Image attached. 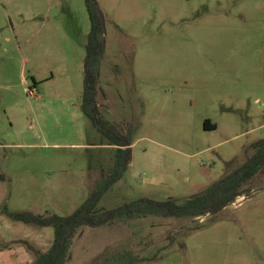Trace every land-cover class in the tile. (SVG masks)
<instances>
[{"label":"rangeland","instance_id":"obj_1","mask_svg":"<svg viewBox=\"0 0 264 264\" xmlns=\"http://www.w3.org/2000/svg\"><path fill=\"white\" fill-rule=\"evenodd\" d=\"M95 2L99 115L132 140L94 212L182 199L242 165L264 140V0ZM89 30L85 0H0L1 209L67 216L113 166L115 146L81 110ZM243 187L195 218L80 226L64 264H264V165ZM52 240L50 226L0 215V249H26L25 264Z\"/></svg>","mask_w":264,"mask_h":264},{"label":"trees","instance_id":"obj_2","mask_svg":"<svg viewBox=\"0 0 264 264\" xmlns=\"http://www.w3.org/2000/svg\"><path fill=\"white\" fill-rule=\"evenodd\" d=\"M90 30L85 44L87 76L82 91L81 110L88 116L97 130L108 138L115 146L113 166L99 180L91 194L69 215H41L28 210L10 211L6 207L1 211L8 217L38 226L53 228V240L45 251L38 252L33 264H64L68 256L70 238L80 226L95 227L111 222L133 217L157 215L162 217H199L212 212L222 205L233 203L239 196L249 192L243 187L255 176L264 165V140L253 144V153L245 162L212 182L203 191L194 193L182 199L166 198L162 200L149 197H139L120 206L94 212L102 195L123 175L131 159V127L120 132L114 124L99 115L97 102V77L99 65L105 49V37L100 23L99 14L95 8V0H85ZM203 126L215 129L216 124L209 119L203 121ZM95 264H105L97 262Z\"/></svg>","mask_w":264,"mask_h":264},{"label":"crops","instance_id":"obj_3","mask_svg":"<svg viewBox=\"0 0 264 264\" xmlns=\"http://www.w3.org/2000/svg\"><path fill=\"white\" fill-rule=\"evenodd\" d=\"M2 180V179H0ZM5 197V192L4 189L0 190V202L3 201ZM0 215H2V211H1V207H0ZM1 248V247H0ZM13 250H11L10 248L8 249V251H3V249H0V264H12L13 262L17 261L16 259H19L17 262L18 264H25L26 260L28 259V255H27V251L26 249L24 250V252L20 255H13ZM8 255V257L6 256ZM11 257V260H10ZM6 258V260H5ZM10 260V261H9Z\"/></svg>","mask_w":264,"mask_h":264},{"label":"water","instance_id":"obj_4","mask_svg":"<svg viewBox=\"0 0 264 264\" xmlns=\"http://www.w3.org/2000/svg\"><path fill=\"white\" fill-rule=\"evenodd\" d=\"M97 11H98V14H99L100 23H101V25H103V16H102V14L100 13L98 7H97ZM103 30H104V29H103ZM84 76H85V78H86V76H87V66H86V63H84ZM224 206H225V205H222V206L219 207L218 209L212 211V213L217 212L218 210L222 209Z\"/></svg>","mask_w":264,"mask_h":264}]
</instances>
